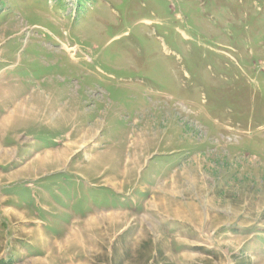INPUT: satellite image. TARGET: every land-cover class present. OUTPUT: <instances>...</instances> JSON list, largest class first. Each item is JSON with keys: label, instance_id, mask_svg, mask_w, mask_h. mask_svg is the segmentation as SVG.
<instances>
[{"label": "rangeland", "instance_id": "obj_1", "mask_svg": "<svg viewBox=\"0 0 264 264\" xmlns=\"http://www.w3.org/2000/svg\"><path fill=\"white\" fill-rule=\"evenodd\" d=\"M5 125L0 264H264V0H0Z\"/></svg>", "mask_w": 264, "mask_h": 264}, {"label": "crops", "instance_id": "obj_2", "mask_svg": "<svg viewBox=\"0 0 264 264\" xmlns=\"http://www.w3.org/2000/svg\"><path fill=\"white\" fill-rule=\"evenodd\" d=\"M11 127V126H10ZM10 127H8L7 125H5V128H6V130H5V132H2L1 134H0V140L1 141H4V138L5 137H8L9 135H10V132H9V129H10ZM1 146L2 145H0V148H1ZM14 147H15V145H14ZM12 149H8V151H7V155H6V160L9 162V161H13L14 160V154H12ZM6 198H7V196H6ZM16 196H14V201L16 200ZM8 199H9V197H8ZM0 203L2 204V206H5L6 205V201H5V198L2 196V195H0ZM6 211H10V210H12V209H5ZM187 212H188V209L186 210ZM187 212L185 213L186 215H187ZM188 216V215H187ZM185 222H186V225H183V227H179V231L181 232V234L179 235L178 234V236H180V238H182L183 239V241L181 240V242H182V244H183V246L184 247H188L189 246V221H187V220H185ZM181 224V223H180ZM184 249V248H183ZM185 250V249H184ZM184 250H183V252H184ZM187 251H185L184 253H182V258L183 259H186V261H187V259H188V256H187V253H188V249H186ZM183 254H185L184 256H183Z\"/></svg>", "mask_w": 264, "mask_h": 264}]
</instances>
